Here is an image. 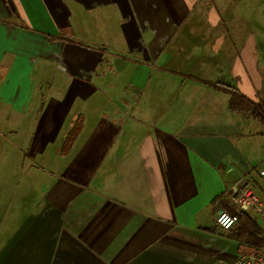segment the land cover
Returning <instances> with one entry per match:
<instances>
[{
	"label": "crops",
	"instance_id": "1",
	"mask_svg": "<svg viewBox=\"0 0 264 264\" xmlns=\"http://www.w3.org/2000/svg\"><path fill=\"white\" fill-rule=\"evenodd\" d=\"M263 90L264 0H0V264L258 253L215 220Z\"/></svg>",
	"mask_w": 264,
	"mask_h": 264
},
{
	"label": "built area",
	"instance_id": "2",
	"mask_svg": "<svg viewBox=\"0 0 264 264\" xmlns=\"http://www.w3.org/2000/svg\"><path fill=\"white\" fill-rule=\"evenodd\" d=\"M253 171L264 178V161L253 167ZM225 197L236 209L235 212L220 211L216 216V224L225 231H232L239 225L240 215L249 213L256 217H264V201L256 194L254 184L247 175L226 188ZM220 264H264V247L255 254H239L228 263Z\"/></svg>",
	"mask_w": 264,
	"mask_h": 264
},
{
	"label": "trees",
	"instance_id": "3",
	"mask_svg": "<svg viewBox=\"0 0 264 264\" xmlns=\"http://www.w3.org/2000/svg\"><path fill=\"white\" fill-rule=\"evenodd\" d=\"M249 106L251 105L249 104ZM76 134L77 130L73 127L65 140L68 147L73 144ZM253 216L254 215L249 213H242L240 215L239 225L235 233H233V238L238 242L255 246L257 249L261 250V248L264 247V233L260 223L255 216Z\"/></svg>",
	"mask_w": 264,
	"mask_h": 264
},
{
	"label": "rangeland",
	"instance_id": "4",
	"mask_svg": "<svg viewBox=\"0 0 264 264\" xmlns=\"http://www.w3.org/2000/svg\"><path fill=\"white\" fill-rule=\"evenodd\" d=\"M259 96L263 97V99H264V90L261 91V93H259ZM261 107L264 110V102L261 104ZM249 119L250 120L247 121L246 123L241 122V128H242V130L252 132L254 135H256V138L254 140H255L257 148L259 150L258 151V153H259L258 157H263L264 156V120L259 118V120L254 121L250 117H249ZM74 128H75V126H74ZM68 134L66 135V137L68 136ZM66 137L63 139L62 144L60 146L63 153L70 150V148L72 146L71 145L70 147H68V145H66V143H65ZM258 179H259L258 180L259 187L257 186V184H254V190H255L256 194L262 199V201H264V178L259 177ZM259 219H260V224L264 228V217H259Z\"/></svg>",
	"mask_w": 264,
	"mask_h": 264
}]
</instances>
